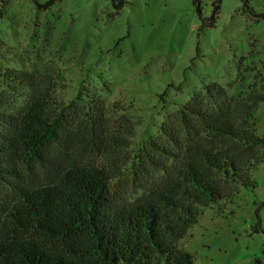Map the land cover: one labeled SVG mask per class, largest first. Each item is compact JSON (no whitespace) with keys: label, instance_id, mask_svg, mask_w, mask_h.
I'll use <instances>...</instances> for the list:
<instances>
[{"label":"trees","instance_id":"16d2710c","mask_svg":"<svg viewBox=\"0 0 264 264\" xmlns=\"http://www.w3.org/2000/svg\"><path fill=\"white\" fill-rule=\"evenodd\" d=\"M55 81L0 66V264H194L179 242L204 209L253 190L252 174L264 164V137L252 125L264 77L236 97L215 83L194 92L161 127L172 146L152 141L137 157L138 171L163 165L166 176L131 203L112 194L109 165L80 157L102 142L111 164L123 156L129 144L110 128L111 114L126 108L92 100L70 136ZM20 92L26 99L15 108ZM157 148L165 160L153 155Z\"/></svg>","mask_w":264,"mask_h":264},{"label":"rangeland","instance_id":"374dc122","mask_svg":"<svg viewBox=\"0 0 264 264\" xmlns=\"http://www.w3.org/2000/svg\"><path fill=\"white\" fill-rule=\"evenodd\" d=\"M49 1L0 0V66L51 75L70 136L92 100L126 108L111 114L110 128L129 144L123 156L111 164L108 142L80 154L112 168L116 199L131 203L165 178L163 165H134L152 141L172 146L161 127L194 92L215 83L236 97L264 77V0H55L43 8ZM252 125L264 137V103ZM153 155L165 160L159 148ZM252 178L253 190L204 209L179 242L194 264H264V164Z\"/></svg>","mask_w":264,"mask_h":264}]
</instances>
